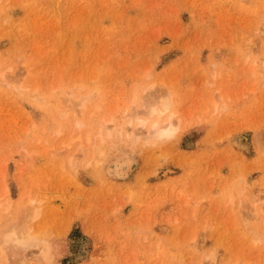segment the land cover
Returning <instances> with one entry per match:
<instances>
[{
    "label": "rangeland",
    "instance_id": "obj_1",
    "mask_svg": "<svg viewBox=\"0 0 264 264\" xmlns=\"http://www.w3.org/2000/svg\"><path fill=\"white\" fill-rule=\"evenodd\" d=\"M31 201L51 264H264V0H0V230Z\"/></svg>",
    "mask_w": 264,
    "mask_h": 264
},
{
    "label": "bare ground",
    "instance_id": "obj_2",
    "mask_svg": "<svg viewBox=\"0 0 264 264\" xmlns=\"http://www.w3.org/2000/svg\"><path fill=\"white\" fill-rule=\"evenodd\" d=\"M3 77H4V75H3ZM3 77H2V79H3ZM4 79H5V77H4ZM70 96L72 97L73 95H70ZM87 97H89V99L92 98L90 95H88ZM87 97H85L84 99H86ZM34 98L36 99V97H33V99ZM72 98H74V96ZM84 99H82V100H84ZM150 100H152V99H150ZM36 101H37V99H36ZM38 101H39V99H38ZM80 101H81V99H80ZM86 101L88 102V99ZM75 102H73V103L74 104L78 103V102L77 103H75ZM150 102H151L150 104L148 103V101L146 102L149 105L144 103L145 106H147V107L146 108L143 107L146 109V115H147L148 119L136 118L138 115H140V114H138V112L136 113L137 115L133 114V116L134 117L136 116L134 120L137 121L138 127L141 130L146 129V132L148 133V135L145 137L146 140H153L152 143H154V145H155V142L167 141V140H170L171 138L175 137V135L178 131V127H176L175 125H177L178 123L174 125V123L176 122V121L174 122V118L176 117V113L173 111L174 105L170 100L165 98V99H161V101H159V102H157V101L154 102V100L150 101ZM81 103L84 104V102H81ZM133 103H135V105H136L137 101L135 102V100H134ZM78 106H80V105H78ZM78 106H75V108ZM82 106H84V105H82ZM102 125H104V124L102 123ZM136 133L134 134V136H132L133 137L132 138L133 140L131 139L132 142L134 140L142 138V136H143L141 132H140L141 134L138 132L140 135L138 133L137 134ZM109 136H110V134H109ZM118 137H121V132L118 133ZM70 141H72V139ZM65 143L68 144L67 142H65ZM65 143H63V144H65ZM69 145H70V142H69L68 146ZM32 201L35 202L34 200H32ZM32 201H31L32 206L29 205V207H28V205H27L26 206L27 209H26V207H24L22 209H21V207H20V209L17 207L18 210L17 209L16 210L17 211L20 210L19 212L16 211L17 214H19V216H17V214H16V216L18 218L15 220H17V221L16 222L14 221V224L12 226L8 225V226L4 227L2 229V231L0 230V248H1V251L6 248V249H8L7 250L8 252L10 249V251L14 255L13 256L11 254L12 257L15 258V256H16L18 258V256H19V259H21V258L23 259L26 255V252H28L29 250H32L34 248L33 250H36L38 258H39L38 260H40L39 263L42 262L43 264H51L54 260L55 253L57 252L58 245L53 240L46 238V236H44V234L41 237L40 233H35V232L32 233L31 232L32 228L28 229L30 226L28 228H27L28 225L26 226V224L28 223V222L27 223L25 222L26 221L25 219L27 216H28L27 217L28 219L33 217V216H34L33 219L34 218L37 219V216L41 213V208L36 207L37 204L38 205H40V204L39 203L34 204V203H32ZM30 206H31V208H30ZM29 214H31L32 216H30ZM30 221H33V220L30 219ZM1 253H3V252H1Z\"/></svg>",
    "mask_w": 264,
    "mask_h": 264
}]
</instances>
